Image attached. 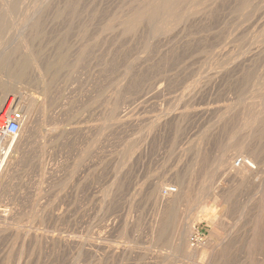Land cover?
Returning <instances> with one entry per match:
<instances>
[{"label":"rangeland","instance_id":"1","mask_svg":"<svg viewBox=\"0 0 264 264\" xmlns=\"http://www.w3.org/2000/svg\"><path fill=\"white\" fill-rule=\"evenodd\" d=\"M2 101L0 264H264V0H0Z\"/></svg>","mask_w":264,"mask_h":264},{"label":"bare ground","instance_id":"2","mask_svg":"<svg viewBox=\"0 0 264 264\" xmlns=\"http://www.w3.org/2000/svg\"><path fill=\"white\" fill-rule=\"evenodd\" d=\"M160 89V88H159ZM160 90H158L157 92H159ZM154 94V93H153ZM151 95V94H150ZM259 99V98H258ZM148 100V99H147ZM6 102H4V101H2L1 103H0V110L1 109H3V105L5 104ZM7 105V104H6ZM14 110H18L17 108H13V107H9V110H8V112L10 113V111H14ZM24 110V109H23ZM25 111V110H24ZM25 113H27V111L25 112ZM29 113H31V112H29ZM147 113V112H146ZM148 114V113H147ZM187 114V113H186ZM147 116V115H146ZM24 119H26V117L25 118H23L22 119V122L24 121ZM6 122H7V116L6 115H3L1 118H0V128H3L5 125H6ZM25 122V121H24ZM63 133V132H62ZM49 134V133H48ZM48 136V135H47ZM12 139V140H11ZM42 139V138H41ZM52 139V138H51ZM54 139H56V137L55 138H53V140ZM147 139V138H146ZM145 140V139H144ZM9 141L11 142V144H10V146H7V144H9ZM46 141V140H45ZM147 141V140H146ZM46 144V143H45ZM16 145V139H15V137H13V138H10L8 135H6V134H2V135H0V156H2V157H4V159L6 160V158L9 156V154H10V151H11V148H12V146L14 147ZM146 145V144H145ZM46 147V146H45ZM13 149V148H12ZM15 149H17V147L15 148ZM44 150V149H43ZM3 151H5V153H4V155H3ZM254 151V150H253ZM41 153V152H40ZM46 153V152H45ZM232 155V154H231ZM234 155V154H233ZM232 155V157L230 156V157H228L227 159H226V162H225V169L226 170H228V173L232 176V179L234 180V179H237V180H239V181H241V182H245V181H248V180H250V179H254V177H256L257 175H258V171H257V166L255 165L256 163H254L253 162V160H252V158H250V159H247V158H241V161L238 163V164H236V161L237 160H235L234 162H233V159H235L236 158V156L234 155L233 156ZM43 157V156H42ZM41 159H43V158H41ZM46 159V158H45ZM5 165V164H4ZM4 165H2L1 167H0V176H1V174H2V171L4 172ZM4 169V170H3ZM165 184V183H164ZM247 184V183H246ZM170 187H166V189H169ZM162 191H163V189H162ZM181 191V190H180ZM179 191V196L181 195V192H183V191H181L180 192ZM177 192V189L175 188V191H170L169 193H167V194H169V195H171V194H175ZM163 193V192H162ZM215 193V192H214ZM167 194H166V196H167ZM168 195V196H169ZM216 195V194H215ZM186 196V195H185ZM218 196L219 195H216L215 196V198H213V197H211L212 199H214L215 200V202L216 203H218V204H220V200H219V198H218ZM160 197V196H159ZM178 197V196H177ZM177 197H176V199H177ZM172 198V197H171ZM174 198V197H173ZM172 198V199H173ZM181 198V197H180ZM180 198H178V199H180ZM186 198H187V196H186ZM160 199V198H159ZM175 199V200H176ZM174 200V201H175ZM161 201L162 202H164V203H168L169 202V198L168 197H165V196H163L162 195V197H161ZM177 201V200H176ZM205 203V202H204ZM207 203H210V201L208 202L207 201ZM215 203V204H216ZM170 204V203H169ZM175 204V203H174ZM190 204H191V202H190ZM173 205V204H172ZM204 206V205H203ZM171 208V207H170ZM205 208V207H204ZM199 209V208H198ZM1 211V210H0ZM37 211V210H36ZM199 212V211H198ZM182 215V214H181ZM188 215V214H187ZM35 217V216H34ZM186 221V220H185ZM184 221V222H185ZM183 223V222H182ZM184 226H185V223H184ZM186 227H187V223H186ZM227 227V226H226ZM179 229V228H178ZM184 229H185V227H184ZM177 231V230H176ZM181 231V230H180ZM185 231V230H184ZM179 232V231H178ZM176 234V233H175ZM179 235V234H178ZM186 235L187 234H184L183 236H184V238L186 237ZM25 237V236H24ZM180 237V236H179ZM116 244V243H115ZM177 244V243H176ZM226 246V245H225ZM126 248V247H125ZM182 249V248H181ZM122 250V249H121ZM120 250V251H121ZM128 250V249H127ZM198 250V249H197ZM123 252V251H122ZM128 252V251H127ZM126 252V253H127ZM125 253V252H124ZM123 254V253H122ZM124 255V254H123ZM162 256V255H161ZM195 257V256H194ZM193 257V258H194ZM66 260V259H65ZM75 261V260H74ZM168 261V260H167ZM80 264H83V263H81V262H79ZM61 264H72L71 262H68V261H63Z\"/></svg>","mask_w":264,"mask_h":264},{"label":"built area","instance_id":"3","mask_svg":"<svg viewBox=\"0 0 264 264\" xmlns=\"http://www.w3.org/2000/svg\"><path fill=\"white\" fill-rule=\"evenodd\" d=\"M5 115L7 116V122L3 128H0V135L6 134L9 137L17 138L22 129V113L18 110H14L10 111V113H7ZM4 153L5 151H3V155ZM6 160L4 159V157L0 156V167L5 164ZM170 191H175V188L170 187L169 189H166V193H169Z\"/></svg>","mask_w":264,"mask_h":264}]
</instances>
